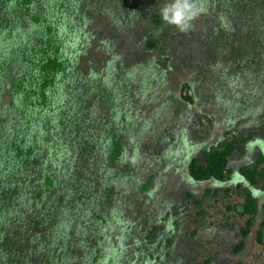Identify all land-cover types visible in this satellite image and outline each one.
Here are the masks:
<instances>
[{"label": "rangeland", "instance_id": "1", "mask_svg": "<svg viewBox=\"0 0 264 264\" xmlns=\"http://www.w3.org/2000/svg\"><path fill=\"white\" fill-rule=\"evenodd\" d=\"M170 2L44 4L70 67L52 123L0 96V264H264V7L195 0L204 12L182 33L155 19ZM20 22L0 59L30 46L37 24ZM39 123V170L19 173L11 140L32 142ZM235 136L224 179L192 175Z\"/></svg>", "mask_w": 264, "mask_h": 264}, {"label": "trees", "instance_id": "2", "mask_svg": "<svg viewBox=\"0 0 264 264\" xmlns=\"http://www.w3.org/2000/svg\"><path fill=\"white\" fill-rule=\"evenodd\" d=\"M46 1L0 0V34L4 30L13 29L15 25L20 24V21L25 19L34 20L37 24V30L32 42L29 44L30 46L11 56L3 55L4 57L0 59V96L9 98V101L6 102V106L10 107L9 111L17 106L18 100H22L25 107L23 112L29 111V115L33 118H37L39 121L47 120L48 123H52L56 91L70 67V58L64 52L63 43L58 34L59 27L46 15L47 11L44 7ZM214 1L215 3H223L222 0ZM229 1L236 8L246 4L264 7V0H227V2ZM155 19L160 21L162 19L161 14H156ZM151 45H154V42H151ZM33 124L34 122L30 123L31 127H33ZM36 130L37 135L28 144L26 140H22L19 133L15 134L11 140L10 149H14V161L17 164V172L19 173H23L32 167H34L35 172L39 170L35 167L36 157L38 156V150L45 149L47 140L44 139L46 131L41 129V123L36 127ZM237 139L238 136H235V139L228 141L223 147L213 148L206 153L207 160L205 164L194 160L190 166L192 175L205 180L212 177L218 180L224 179L228 171L229 157L236 148ZM122 145L121 140L114 139L112 154L116 160L122 154ZM263 162L264 156H261L259 164ZM49 170L42 172L44 184L40 192L41 197L46 196L47 200L52 197L57 187V173L51 168ZM16 175L9 180L10 183L15 180ZM247 176L255 181L254 174L247 173ZM3 182L0 180V183ZM6 195H10V192L6 186H2L0 200L3 199V196L5 198ZM247 205V210L250 213L257 214L259 212L258 201L251 195L248 196ZM252 222L253 219L251 218L245 234H248ZM259 242L264 244L262 230L259 231ZM55 254L61 255L58 250ZM237 264L244 263L238 262Z\"/></svg>", "mask_w": 264, "mask_h": 264}, {"label": "clouds", "instance_id": "3", "mask_svg": "<svg viewBox=\"0 0 264 264\" xmlns=\"http://www.w3.org/2000/svg\"><path fill=\"white\" fill-rule=\"evenodd\" d=\"M204 12L203 6H199L195 0H171L161 8L162 20L171 26L177 28L180 32H188L193 21Z\"/></svg>", "mask_w": 264, "mask_h": 264}]
</instances>
